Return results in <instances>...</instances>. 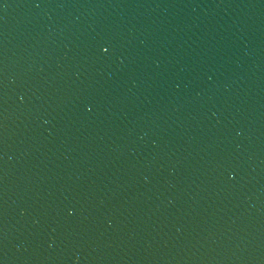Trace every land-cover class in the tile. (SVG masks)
<instances>
[{"label":"water","instance_id":"obj_1","mask_svg":"<svg viewBox=\"0 0 264 264\" xmlns=\"http://www.w3.org/2000/svg\"><path fill=\"white\" fill-rule=\"evenodd\" d=\"M0 264H264V0H0Z\"/></svg>","mask_w":264,"mask_h":264}]
</instances>
